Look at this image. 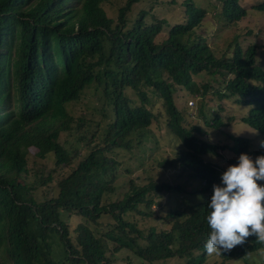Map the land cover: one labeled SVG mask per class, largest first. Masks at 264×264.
I'll list each match as a JSON object with an SVG mask.
<instances>
[{"label":"trees","instance_id":"trees-1","mask_svg":"<svg viewBox=\"0 0 264 264\" xmlns=\"http://www.w3.org/2000/svg\"><path fill=\"white\" fill-rule=\"evenodd\" d=\"M107 1L0 0V264H110L109 254L120 247L150 261L177 257L172 264H203L211 198L169 209L163 218L170 227L146 230L127 215L153 214L157 194L174 187L170 182L131 178L121 198H107L115 188L108 153L147 138L157 117L149 107L152 94L160 98L165 125L179 144L159 164L201 178V191L221 176L207 154L219 155L224 148L236 156L264 154L245 136L233 137L231 145L211 141L203 134L207 129L189 123L174 100L178 86L198 91L193 74H229L218 94L250 102L240 120L264 137V65L255 63V44L243 49L236 43L229 59L217 57L205 40L193 37L206 12L194 0H182L183 21L171 25L149 9L132 15L140 0H123L116 15H108ZM221 2L220 12L229 20L246 13L239 0ZM255 6L264 9V1ZM168 25L166 37L156 41ZM90 84L101 91L109 112L90 138L71 150L59 141L75 120L67 103ZM208 87L203 84L201 95ZM83 119L76 117L78 128ZM210 124L220 120L215 116ZM29 154L40 163L32 181L22 176L30 170ZM54 176L57 193L39 198L40 184ZM67 214L79 216L73 227ZM256 239L251 236L220 256L240 257L264 246Z\"/></svg>","mask_w":264,"mask_h":264},{"label":"rangeland","instance_id":"rangeland-1","mask_svg":"<svg viewBox=\"0 0 264 264\" xmlns=\"http://www.w3.org/2000/svg\"><path fill=\"white\" fill-rule=\"evenodd\" d=\"M194 1L205 8L206 12L201 23L195 28L193 37H200L205 40L214 54L223 59L231 57L236 43L243 49L249 44H255L257 46L255 63L264 65V9H257L255 6L264 0H239L240 5L246 8V13L237 20H229L220 12L221 0ZM121 2L123 0H111L110 3L107 1L103 3V7L108 15L115 16L116 8ZM184 7L182 0H140L134 4L131 14L135 15L142 8L149 9L154 15L160 18L165 17L171 25L177 21H183ZM170 25L158 33L156 41L166 37L167 32L165 30ZM228 77H230L229 74L223 75L205 70L193 74L192 78L198 91L192 92L184 86H178L174 93V100L177 106L184 111L189 123H197L203 129H207V131H203V134L211 141L231 145L233 137L245 136L250 138L252 149H263L259 144V141L264 139L263 135L254 127L240 120L241 115L248 112L251 103L237 101L233 96L223 97L217 92V89L222 87L223 81ZM205 83L209 87L201 95ZM95 86V84L88 85L79 99L67 103L69 111L75 116V120L71 132L63 130L59 135V141L71 150H78L76 147L84 144L96 129L97 121L104 120V114L109 112L103 97H99L101 91L97 90ZM128 93L135 99L134 101L137 100L138 96L133 91L129 90ZM152 95L149 107L156 112L157 117L147 128V138L140 144H134L132 148L114 147L108 153L109 156L113 157L115 165L114 177L112 178V184L115 188L112 193L107 195L108 199L121 198L128 190L131 178L140 181V183L150 180L168 181L175 188L157 194L158 202H154L151 206L154 211L153 214L127 215L129 219H136V225L143 230H146L149 225H154L157 228L170 227L169 220L163 218L169 209L211 198L213 186L221 182L220 176L219 180L207 190L201 191L203 187L201 178L192 176L181 167H164L159 164L160 160L173 156L177 152L176 149L179 144L177 138L165 125V115L162 111L160 98L155 94ZM78 116H84V124L81 128L76 126V117ZM215 116L220 120L218 125L210 124ZM205 119L208 120V124L205 123ZM84 149L82 148L81 152L85 151ZM261 154L263 153L253 152L250 155L255 158ZM205 157L213 160L220 167L222 174L229 165L238 163L237 157L239 156H236L230 149L224 148L219 155L207 154ZM33 159V156L28 159L29 172L22 173V176L29 181H32L34 177L33 168L40 164L39 161ZM66 170L64 168L63 172ZM38 174H41V171H38ZM57 180L58 178L54 176L46 184H40V190L37 192L39 198L56 194L58 190ZM65 219L73 227L79 216L67 214ZM114 252L109 254L110 264H172L179 260L177 257L169 258L166 261L141 259L127 247H120ZM5 263L8 261L5 260ZM203 264H264V246L240 257L223 258L220 254L208 255L206 253Z\"/></svg>","mask_w":264,"mask_h":264},{"label":"clouds","instance_id":"clouds-1","mask_svg":"<svg viewBox=\"0 0 264 264\" xmlns=\"http://www.w3.org/2000/svg\"><path fill=\"white\" fill-rule=\"evenodd\" d=\"M259 144L264 148V139ZM208 207V255L231 251L251 236L264 243V154L253 158L241 153L238 163L229 165L213 186Z\"/></svg>","mask_w":264,"mask_h":264}]
</instances>
